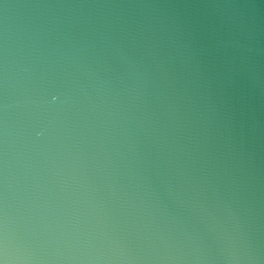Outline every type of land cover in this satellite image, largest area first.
I'll use <instances>...</instances> for the list:
<instances>
[{
    "label": "water",
    "instance_id": "water-1",
    "mask_svg": "<svg viewBox=\"0 0 264 264\" xmlns=\"http://www.w3.org/2000/svg\"><path fill=\"white\" fill-rule=\"evenodd\" d=\"M0 264H264V0H0Z\"/></svg>",
    "mask_w": 264,
    "mask_h": 264
}]
</instances>
